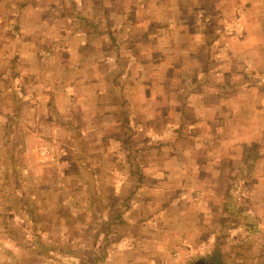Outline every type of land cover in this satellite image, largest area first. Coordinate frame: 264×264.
<instances>
[{"label": "rangeland", "instance_id": "rangeland-1", "mask_svg": "<svg viewBox=\"0 0 264 264\" xmlns=\"http://www.w3.org/2000/svg\"><path fill=\"white\" fill-rule=\"evenodd\" d=\"M184 1L183 31L170 26L175 39L144 41L137 35L147 25L136 21L156 13L146 15L149 8L139 6L141 0H0V264H188L197 256L213 264H258L264 256V207L260 204L261 213L254 195L259 170L245 161L221 163V180L192 183L183 175L182 185L172 188L176 178L153 183H161L158 187L132 183L133 197L128 186L114 184L132 163H147L150 171L160 162L149 149L164 143L157 144L160 136L152 137L147 127L173 118L168 107L183 91L194 98L197 79L205 83L201 87L221 80L232 35L236 47L246 48V27L256 29L232 19L227 12L232 0ZM171 9L162 13L164 19H174ZM165 27L149 25L160 33ZM171 58L175 70L161 71L162 60ZM254 58L246 59L249 66L243 57L235 60L248 80L261 79L263 86L218 83L212 90L218 108L205 103L213 111L219 104L233 108V121L242 123L226 133L238 147L247 146L249 123L262 121L264 114L251 116L252 110L258 113V96H264V71ZM204 65L213 71L193 77ZM94 73L103 79L90 81L92 89L86 90L83 77ZM115 78L112 89H100ZM151 81L153 88L141 86ZM90 91L104 101L107 126L84 133L68 129L69 118L74 127L88 123L83 112L89 110ZM56 96L65 102L56 104ZM121 108L125 125L118 117ZM165 111L171 116L165 118ZM43 131L48 136L40 144ZM258 139L249 147H261ZM150 141L155 147L140 146ZM208 167L214 175L217 168Z\"/></svg>", "mask_w": 264, "mask_h": 264}, {"label": "crops", "instance_id": "crops-1", "mask_svg": "<svg viewBox=\"0 0 264 264\" xmlns=\"http://www.w3.org/2000/svg\"><path fill=\"white\" fill-rule=\"evenodd\" d=\"M210 1H216V0H202V2H210ZM217 1L220 2L221 0H217ZM242 1H244L243 4L241 3ZM141 2L142 4H140L139 6L141 7L143 6L145 9L149 8L148 11L146 10V13H147L146 15L150 14L151 10L152 11L155 10L156 16L148 15V16H143L142 18L137 19L136 23H138L139 20H141V23L147 25L145 32H143L140 35H137L138 38L144 39V41H148V40L155 39V38H161L164 36H166L168 40L171 39V37L175 39L170 26L173 27L176 25H178L177 29L179 30V32L183 31V25L187 24V22H185V20L183 19V16L180 15L179 13L181 12L183 8H185V10L187 9L186 1L184 0H141ZM141 2L139 0L138 3H141ZM129 3L131 2L129 1ZM129 3L124 4L123 7H128L130 5ZM228 3L230 2L228 1ZM241 5L244 6V9L241 12H239V9H240L239 6ZM228 6L229 8L227 9V12L230 13L234 21H238V23L242 24L245 27L247 25H250L253 28H256V29H253L252 32H250L248 31L246 27L245 34L243 35V46H245L246 48L240 49L239 47H236L237 42L235 41H237L238 38L232 35L231 39L233 41L230 46L231 48L227 49L229 61L227 63V68L221 72L222 74L224 73L223 76L221 77V80L219 81L211 80L204 87H201L205 83L203 82V80L197 81L198 80L197 78L201 77L202 75H206V74L208 76L213 70L211 67H207L205 65L202 66L203 67L202 69L198 68V70L195 72V75H193V77L196 76L197 80L195 81V84L198 85L199 87V90L196 96L190 99L192 95L185 96L186 92L188 91H183L184 97L180 98L178 101H175V103L172 106L168 107V110L174 113V117L168 118L169 116H171L172 112L166 113L165 111L163 112L164 117L168 119H165L162 124L155 125V127L152 125L147 127L149 131L153 132L151 134L152 137L160 136V137H157L158 138L156 141L157 144L164 143L162 146L161 145L157 146V147H160L159 149L153 148V151L149 149L151 154L154 155L153 157L155 156L159 157L160 162L156 164L154 167H152L150 171H149V167L147 163H144V162L143 163H132L128 167L129 171L127 172V175L123 179H119L117 183H114V184L121 183V185L125 184L126 186H128V190H126L127 194L128 193L130 194L129 189H130V184L132 183L135 184L136 188L139 187L137 186L139 183H144V184L152 183L151 185H156L158 187L161 183H158V184H153V183L160 182L161 180L165 178L167 180L176 178L177 180L171 181L173 183L169 184L168 187L172 188L175 184H178V186L182 185L181 183L183 182H181L182 180L181 176L183 175H186V178L190 179L192 183H200V182H203L204 180L206 181L209 179L210 181H213L214 178L212 177H216L218 180H221L219 176H224L223 175L224 173H221V170H222V168L220 167L221 163H225L227 166H229V164L230 166H235V165L241 164L242 161H245L246 164L249 163L247 164V166L252 167V168H258L259 170L258 171L259 176H256L257 181H255L256 188L254 190V195L257 200V208L259 205L260 212L262 213L263 208L260 204H263V207H264V146L262 145V142L264 139V114H261L263 116L262 121H258L255 124L249 123V126L252 128V131L248 133L249 136L245 141L247 143V146L238 147V144H236L234 140V136L231 134L227 135L226 133L228 129H232V128H235L234 126H238L236 125V123L238 124L242 123V121H237V120L236 122L233 121L232 116L235 115L236 113V112H233V114H231L232 113L231 109L233 110V108L227 104H221V105L219 104L220 108L218 109V111L216 109H214L213 111L211 110L212 108L211 106L210 108L205 106L206 105L205 103L208 104L210 102V103H214L215 107L218 108L217 106L218 101H216L218 99L214 98L216 96L212 93V90L214 88L213 91H215V88H218L219 84H223L225 85V87H229L230 85L234 87H238L240 85L242 86L248 85L249 87H251L257 84L260 86H263L261 85L262 84L261 79L259 81L258 80H248L244 76L246 72L244 73V71L241 70V67H239V65L236 64L235 59L238 60L239 57H243L245 58V64L249 66V63L246 62V59H249L250 57L255 56L254 62L258 63V66L261 69V71H264L263 70V67H264V37H263L264 28L262 27L264 25V0H232V4ZM170 9L171 11L173 9H176L174 10L175 11L174 19H172V17H167L166 19H164L162 13H170ZM160 19L161 21H159ZM155 24L166 25L164 32L160 33L159 31L155 32L152 28L149 29V25H155ZM82 30L84 29L82 28ZM85 31L86 30H84V32ZM252 33L254 34L253 36L247 35V34H252ZM251 41H252V45L250 43ZM148 45L150 48H152L153 46L152 41H149ZM252 46H257L255 49L252 48L254 49V51L250 48H247V47H252ZM163 59L165 58L163 57ZM162 61L163 63L162 64L160 63L159 65V68L161 69V71L171 72L172 70H175L173 69V67H176L177 64L173 62L172 58L169 62L168 61L166 62L165 60H162ZM143 67H148V64L144 63ZM101 75H102L101 73H94L88 76L86 75L83 77V81L86 83V86H89L90 81L96 82L98 80H102L103 77ZM149 75L150 73L146 74V76H149ZM193 77L191 76V79ZM167 79L169 80V84H170L172 81V78L167 77ZM263 80H264V77H263ZM56 81L57 80L55 79V82ZM185 82L187 83V79L185 80ZM115 84H117L116 78L114 79L113 82L110 83V85L107 88L105 89L100 88V89L103 92H105L106 89H112V87ZM141 86H148L149 88H153L155 86V82L151 81V83H141ZM186 86L187 84L185 85V87ZM207 87H209L210 90H208ZM85 89L90 90L92 89V86L86 87ZM100 89L98 90V92L101 91ZM89 94L91 96L92 92L90 91ZM86 96L87 95L83 94V98H85ZM247 96H250V94L248 93ZM57 98L58 97L56 96L54 99L56 100V104H60V103L63 104V102H65V101L61 102ZM73 100L74 99L69 98L66 102L69 103V106H70ZM86 100L88 101V99ZM52 102H53V99H52ZM262 104H264V96H258V102L256 103L258 113H255L254 110H252L251 111L252 118L256 114L259 115L260 113L264 112V105ZM89 105H90L89 110H85L83 112V117L84 119L85 118L88 119V123L87 124L84 123L83 128H79L77 126L74 127L72 125L74 124V122L69 121L71 120L69 118L67 121L68 129L72 128L73 131L78 130L84 133L85 131L84 129L88 131L91 128H95V127L102 128V127L107 126V123H105L106 121L105 117L108 114H106L105 111L102 110L104 101L101 98L91 96ZM198 105H200L201 108ZM90 110L92 111V113L90 112ZM119 111H120V116L118 117L123 122L122 124L125 125L126 124V121H125L126 115L124 113L125 109L121 108ZM240 111L242 110L238 109L237 113H239ZM229 115H231L230 118H229ZM43 118L41 119V121H47ZM187 118H194L196 122L192 123L188 121ZM197 119L206 120V122H208L210 127L207 128L206 126L204 127L202 125L200 126L197 125L200 123ZM115 123H117V127H118V122L116 121ZM164 124H166V126L163 127ZM50 126L53 129L54 122L51 123ZM195 129L196 131L194 132L193 130ZM47 132L48 131L41 132V135H42L41 137L39 135L38 140L40 144H42L43 141L45 140L44 137H45V134L47 135ZM262 132H263V135H261ZM68 133L74 134L71 132H68ZM208 134L210 135L209 137L207 136ZM213 135L214 137L211 139L210 137ZM256 138H259L258 140H260L261 147L259 146L249 147V145L251 146V141ZM85 144H86V140H85ZM140 146L155 147L154 141H150L148 144L141 143ZM251 151H254V152L252 153ZM209 165H211L213 169L217 168L214 175H211L208 173ZM115 189L119 190L120 188L116 185ZM143 192H144V196L146 194H149L148 191H143ZM130 195L131 197H133V192H131ZM144 196H142L141 198L142 201L145 199ZM122 198L123 196L120 199ZM261 244H262V241L260 242V245ZM258 264H264L263 255L258 256Z\"/></svg>", "mask_w": 264, "mask_h": 264}, {"label": "water", "instance_id": "water-1", "mask_svg": "<svg viewBox=\"0 0 264 264\" xmlns=\"http://www.w3.org/2000/svg\"><path fill=\"white\" fill-rule=\"evenodd\" d=\"M188 264H213L211 261H208L206 259H203L199 256L191 259V261Z\"/></svg>", "mask_w": 264, "mask_h": 264}, {"label": "trees", "instance_id": "trees-1", "mask_svg": "<svg viewBox=\"0 0 264 264\" xmlns=\"http://www.w3.org/2000/svg\"><path fill=\"white\" fill-rule=\"evenodd\" d=\"M206 76H207V74H206ZM251 152L253 153L254 151H251ZM247 164H249V163H247ZM247 164H246V165H247Z\"/></svg>", "mask_w": 264, "mask_h": 264}]
</instances>
